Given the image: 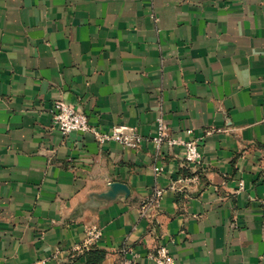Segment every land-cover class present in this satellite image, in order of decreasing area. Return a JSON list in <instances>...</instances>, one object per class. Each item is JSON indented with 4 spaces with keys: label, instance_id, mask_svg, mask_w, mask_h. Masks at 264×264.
Instances as JSON below:
<instances>
[{
    "label": "crops",
    "instance_id": "1",
    "mask_svg": "<svg viewBox=\"0 0 264 264\" xmlns=\"http://www.w3.org/2000/svg\"><path fill=\"white\" fill-rule=\"evenodd\" d=\"M56 101L146 139L163 117L202 162L64 136ZM162 245L264 264V0H0V264H156Z\"/></svg>",
    "mask_w": 264,
    "mask_h": 264
},
{
    "label": "built area",
    "instance_id": "2",
    "mask_svg": "<svg viewBox=\"0 0 264 264\" xmlns=\"http://www.w3.org/2000/svg\"><path fill=\"white\" fill-rule=\"evenodd\" d=\"M51 114L53 118L54 127L57 128L64 136L72 133H90L96 141L100 144L108 142H116L122 146L130 149H139L143 142L151 140L158 149L164 146L169 148L180 147L183 151L184 160L187 164L198 166L202 162V155L199 145L196 140L181 139L170 132L167 122L163 117L157 119V132L156 135L150 139H146L134 127H115L111 131H101L98 127L90 124L86 114L78 111L72 105L64 101L54 102ZM155 171L158 175L162 172L161 167H156ZM197 180V177L192 178V181ZM191 181L190 179L181 178L177 183H184ZM173 190H177L175 186ZM166 190L157 186L154 189L153 195L142 205L143 214H147L151 209L157 208L164 197ZM102 234L96 228H90L87 231L84 247H90L96 243ZM126 251V250H125ZM124 251V252H125ZM150 258L156 264H175V260L171 255L167 246L162 245L150 255ZM122 264H133L130 260H125Z\"/></svg>",
    "mask_w": 264,
    "mask_h": 264
},
{
    "label": "clouds",
    "instance_id": "3",
    "mask_svg": "<svg viewBox=\"0 0 264 264\" xmlns=\"http://www.w3.org/2000/svg\"><path fill=\"white\" fill-rule=\"evenodd\" d=\"M236 75L241 84L246 86L247 83H250L251 76L248 69H244L243 72H241L239 69H236Z\"/></svg>",
    "mask_w": 264,
    "mask_h": 264
}]
</instances>
